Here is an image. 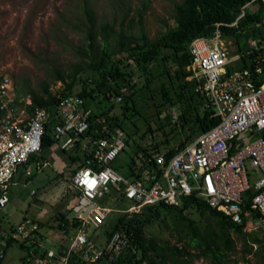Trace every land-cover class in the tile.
Masks as SVG:
<instances>
[{
	"label": "built area",
	"instance_id": "obj_1",
	"mask_svg": "<svg viewBox=\"0 0 264 264\" xmlns=\"http://www.w3.org/2000/svg\"><path fill=\"white\" fill-rule=\"evenodd\" d=\"M248 5L241 7L238 18ZM248 43L258 47L256 40ZM188 49L192 76L199 81L196 90L205 96V105L218 122L171 157L140 153L125 162L121 154L127 135L121 126L96 116L78 95L54 91L51 107L37 106L29 92L16 89L0 66V213L9 202V187L18 172L31 159L37 169L47 164L39 161L47 128L53 147L81 155L63 172L70 180L64 189L70 196L67 211L61 212L68 219L65 241L54 244L55 248L43 246L37 222L26 217L12 228L0 227V264H5V241L30 245L21 264H69L71 257L87 264L112 261L128 244L124 232L105 237L101 245L92 236L111 212L136 215L147 206L178 205L189 195L200 197L243 232L264 234V83L257 84L248 69L227 70L240 55H230L218 31L211 39H193ZM115 100L120 102L122 96ZM172 113L175 118L173 108ZM120 169H126V174ZM254 174L258 178L251 182ZM113 198L125 206L104 203Z\"/></svg>",
	"mask_w": 264,
	"mask_h": 264
},
{
	"label": "trees",
	"instance_id": "obj_2",
	"mask_svg": "<svg viewBox=\"0 0 264 264\" xmlns=\"http://www.w3.org/2000/svg\"><path fill=\"white\" fill-rule=\"evenodd\" d=\"M248 3L250 5L245 7L244 14L238 18L241 7ZM250 6H254V9ZM81 10L85 27L84 44L79 46L78 54L82 58L86 57L87 60L74 65L70 73L57 70L54 81L62 82L64 85L59 91L60 94L82 97L86 101V106L93 107L96 116L105 117L110 125L121 126L127 135L126 147L130 146L129 137L119 116L126 115L128 111H132L133 114L136 108L133 94H128L127 100H123L127 91L122 93L121 89L125 87L129 91L136 90L137 81L132 78L138 75H144L147 82H150V67L154 64L158 65L159 62L165 64L163 66L166 74L171 76L172 72L175 73L174 99L171 100L168 95L167 97L171 98V108L177 110V126L180 131L188 132L174 146L160 149V145L167 143L168 139L155 141L156 137L151 136L154 130L148 127V131H145L139 140H133L134 146L131 150L126 152L125 147L123 151L132 160L140 153L144 156L163 153L171 157L195 135L210 129L218 122L219 119L213 116L212 110L206 107L205 96L200 90H196L199 81L192 76L191 55L188 49L193 39L198 37L211 39L218 31L220 39L226 42L231 40L235 46L234 54L240 55L227 70L248 69L254 74L257 84L264 83V0H181L174 5L172 15L174 25H168L166 30L153 40L149 39L145 32L136 35L122 28L116 30L115 24L111 22L97 24L89 0H81ZM144 10L145 7L138 10V21L142 20ZM250 39L257 41V48L249 46ZM256 69L259 71L255 72ZM23 83L24 85L21 82L15 83L16 89L29 92L35 105L51 107L55 102L56 98L49 91L47 81L40 82L36 88L30 87L28 81ZM118 95L122 96L120 102L115 100ZM116 104L119 105L117 112L114 110ZM49 131L50 129L47 128L39 158L43 156V150L53 143ZM148 133L153 141L144 145L142 141L146 139ZM68 156L69 164L81 158L79 153L69 152ZM113 194L116 195V192L113 191ZM60 196L61 199L65 196L64 190ZM42 201L43 199L36 198L34 203L40 205ZM115 201L114 204V201L109 202V199H105L104 203L114 207L125 206L124 202L120 203L116 199ZM190 209L212 217L217 230L201 231L194 219L189 216ZM160 210L173 213L184 223L180 237L184 240L182 246L169 245L146 237L145 227L159 218ZM25 218L23 217L19 222ZM33 220L40 229L46 224L49 228L60 231L63 237L64 232H67L68 219L64 213H54L45 224ZM19 222L9 221L7 226L3 227L0 224V227L12 228ZM116 231L124 232L128 244L118 258L112 261L100 260L99 264H137L141 261H146L148 264H197L196 260L199 259L206 262L202 264H228L232 252L236 249L232 233L241 239L244 255L253 253L258 259L256 264H264V237H259L258 232H243L240 225L220 211L210 208L196 195L183 197L178 205L147 206L142 213L136 215L118 213L106 237L109 238ZM12 243L5 241L6 247ZM256 243L255 248L253 244ZM19 245L26 250L30 247L24 242ZM69 264L87 263L71 257Z\"/></svg>",
	"mask_w": 264,
	"mask_h": 264
},
{
	"label": "rangeland",
	"instance_id": "obj_3",
	"mask_svg": "<svg viewBox=\"0 0 264 264\" xmlns=\"http://www.w3.org/2000/svg\"><path fill=\"white\" fill-rule=\"evenodd\" d=\"M89 1L97 24L111 22L115 24L116 30L122 28L136 35L145 32L149 39L153 40L165 31L168 25H174L172 19L174 5L181 0ZM144 7L142 20L138 21L137 12ZM250 8L254 9V6ZM83 19L81 0H0V66L7 70L13 83L21 82L24 85L23 82L28 81L30 87L36 88L40 82L47 81L51 93L61 91L64 85L62 82L54 81L56 71L70 73L74 65L87 60L86 57L82 58L78 54L79 46L84 44ZM222 42L230 55H235V46L232 41L222 40ZM163 65L165 64L159 62L158 65L154 64L150 67V82H147L144 75L134 76L132 80L137 81L136 90H127L125 93L123 100H127L128 94H133L136 108L133 114H131L132 111H128L126 115L119 116L129 137L130 146L126 147V152L134 146L133 140H139L149 128L154 130L151 136L156 137L155 141L168 139L167 143L160 145V149L174 146L188 132L180 131L176 124L178 116L174 118L170 103L174 99L175 73L172 72L169 76L164 72ZM191 78L190 76L189 79ZM167 95L172 99L170 100ZM114 110L119 111L118 104L115 105ZM149 133L146 134L142 144L153 141ZM56 157L61 158L54 160ZM128 159L125 152L121 154L123 162ZM46 160L51 165L45 164L41 169H37L35 160L31 159L28 167L25 168L31 171L32 176L27 181L21 178L17 184L9 187L10 201L0 214L3 223L18 222L26 210L32 216L46 218L45 212L50 211L46 206L54 203L50 199H57V196L54 197L55 194L61 192L60 190L64 187L62 181L54 180L55 174H59L54 166L67 170L59 147L45 149L39 161L43 163ZM120 171L126 174V169H120ZM257 178L258 174H254L251 182L256 181ZM32 190L36 191L35 195L31 194ZM48 192V195L52 192L51 197L47 196ZM65 196L58 200L55 207H51L54 213L67 211L66 207L63 209L67 202V199H64ZM36 198L38 200L46 198L44 201L48 204L39 206L34 203ZM112 201L116 203L115 199L109 200V202ZM117 214L115 211L111 212L100 228L95 232L90 231L96 244H103L106 234L113 227ZM188 214L201 231L217 230L214 219L207 214H201L195 209H190ZM47 220L48 218L41 221L45 224ZM182 226L184 223L179 221L173 213L160 210L159 218L145 227V235L161 243L182 246L184 242L180 239L183 232ZM42 230L48 236L42 242L45 247L55 248L51 239L60 240L61 243L65 241V237H59L58 230L49 229L46 224ZM258 234L259 237H264V234ZM232 235L235 238L236 249L232 252L228 264H256L257 256L253 253L244 255L241 239L237 238L235 233ZM24 251L25 249L21 248L17 242L12 243L7 247L5 264H19V257ZM196 263L206 262L199 259Z\"/></svg>",
	"mask_w": 264,
	"mask_h": 264
},
{
	"label": "crops",
	"instance_id": "obj_4",
	"mask_svg": "<svg viewBox=\"0 0 264 264\" xmlns=\"http://www.w3.org/2000/svg\"><path fill=\"white\" fill-rule=\"evenodd\" d=\"M50 147H52L53 148V146L51 145ZM49 148V147H48ZM47 149V148H46ZM60 150V149H59ZM44 151V150H43ZM61 152H62V156H63V159L65 160V162H66V164H65V166L67 167V169L69 168L68 167V165L67 164H69V156H68V152H66V151H62V150H60ZM60 158L61 157H56L54 160H60ZM39 159V158H38ZM45 162H47V165H51V163L48 161V160H46ZM71 163H73V162H71ZM26 167H28V165L26 166ZM43 167V166H42ZM41 167V168H42ZM55 167V169H58L57 170V172L59 173V174H55V176H54V180L55 181H62L63 183H64V187H63V189L62 190H60L61 192H58V194H55V196L54 197H56L57 196V199L56 198H51L50 199V201H53L54 203L50 206H46L50 211H48L47 210V212H45L46 214V218L45 219H49L50 217H52V215L54 214V212H53V208H51V207H55L54 205H57V203L59 202L58 200L59 199H61V198H59L60 197V194L62 193V191L64 190V189H66L67 187H68V183H69V177L67 176V177H64V175L65 174H63V172L65 171V170H63V169H61L60 167H58V166H54ZM40 168V169H41ZM26 171H29V174L27 175V176H24V173L26 172ZM24 172V173H23ZM32 176V173H31V171L30 170H28L27 168H24V169H22V170H20L19 172H18V174H17V176L14 178V184H17L18 182H19V180L22 178L24 181H27L30 177ZM13 185V184H12ZM33 191V190H32ZM32 191H31V194H32ZM35 191V190H34ZM36 192V191H35ZM49 194V192L47 193V196H49V197H51L52 195V192H51V194L50 195H48ZM32 195H35V193H33ZM64 199H67V202L64 204V208L63 209H65V207H66V209H67V206H68V202H69V199H70V196L67 194L66 196H65V198ZM44 200H46V198H44L43 199V201H42V204H40L39 206H43V205H45V203L46 204H48L47 202H45ZM9 201H10V199H9ZM36 204V203H35ZM7 206V205H6ZM36 207L38 208V206L36 205ZM65 209V210H66ZM49 212H51V214L49 213ZM23 217H29V218H33V219H35V220H38V221H40V222H42L41 220H45V219H41V218H39V217H37V216H32L30 213H29V211L28 210H26V212L23 214V216H22V218ZM21 218V219H22ZM20 219V220H21ZM19 220V221H20ZM0 221L2 222V220L0 219ZM18 221V222H19ZM48 221V220H47ZM0 222V224H1V226H3V227H5V226H7V224H8V222H6V223H1ZM17 223V222H16ZM2 224H4V225H2ZM43 229V227L41 228V232H42V237H43V239H47L48 238V236L45 234V232L42 230ZM49 229H53V228H49ZM53 230H56V229H53ZM59 233V237H61V236H63V234L59 231L58 232ZM50 239V238H49ZM62 239H63V237H62ZM105 240V239H104ZM51 241L53 242V244H56V245H58V243L60 244L61 242H60V240L59 241H55V240H53V239H51ZM11 245V244H10ZM25 252V251H24ZM24 252H23V255H24ZM23 255L22 256H20L19 257V264H21V260H22V258H23Z\"/></svg>",
	"mask_w": 264,
	"mask_h": 264
}]
</instances>
